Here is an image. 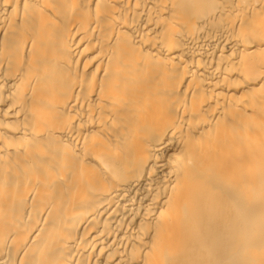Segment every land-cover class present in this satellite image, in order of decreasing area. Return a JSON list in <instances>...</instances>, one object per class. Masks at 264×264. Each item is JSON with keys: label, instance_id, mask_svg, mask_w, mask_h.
Listing matches in <instances>:
<instances>
[{"label": "bare ground", "instance_id": "1", "mask_svg": "<svg viewBox=\"0 0 264 264\" xmlns=\"http://www.w3.org/2000/svg\"><path fill=\"white\" fill-rule=\"evenodd\" d=\"M0 264H264V0H0Z\"/></svg>", "mask_w": 264, "mask_h": 264}]
</instances>
